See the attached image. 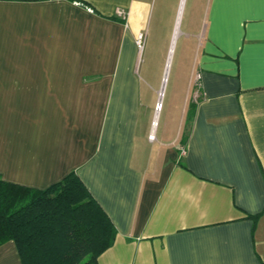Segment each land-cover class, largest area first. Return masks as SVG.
Listing matches in <instances>:
<instances>
[{
    "label": "crops",
    "instance_id": "obj_1",
    "mask_svg": "<svg viewBox=\"0 0 264 264\" xmlns=\"http://www.w3.org/2000/svg\"><path fill=\"white\" fill-rule=\"evenodd\" d=\"M182 7L203 24L169 134ZM72 171L115 229L98 264H264V0H0V179Z\"/></svg>",
    "mask_w": 264,
    "mask_h": 264
},
{
    "label": "trees",
    "instance_id": "obj_2",
    "mask_svg": "<svg viewBox=\"0 0 264 264\" xmlns=\"http://www.w3.org/2000/svg\"><path fill=\"white\" fill-rule=\"evenodd\" d=\"M114 235L73 171L44 189L0 179V245L12 240L21 264H98Z\"/></svg>",
    "mask_w": 264,
    "mask_h": 264
},
{
    "label": "rangeland",
    "instance_id": "obj_3",
    "mask_svg": "<svg viewBox=\"0 0 264 264\" xmlns=\"http://www.w3.org/2000/svg\"><path fill=\"white\" fill-rule=\"evenodd\" d=\"M187 5V3H186ZM188 10L187 8L181 9L180 12V24L181 33L175 43L171 52V66L174 69L173 74L170 75L168 81V89L164 95V107L160 112V117L155 127L158 132L165 130L166 133L171 134L179 122V114L182 113V102L179 96V84L181 82V76L177 75L178 70L184 69L188 64L190 65L195 59V54L198 48V39L196 35L185 34L186 32L196 33L202 30L203 20H199L198 15L196 16L195 23L193 26H188ZM201 23V27H197V24ZM196 25V26H195ZM198 28H200L198 30ZM170 66V65H169ZM177 72V73H176ZM157 101L154 106L156 110ZM185 120V119H184Z\"/></svg>",
    "mask_w": 264,
    "mask_h": 264
},
{
    "label": "built area",
    "instance_id": "obj_4",
    "mask_svg": "<svg viewBox=\"0 0 264 264\" xmlns=\"http://www.w3.org/2000/svg\"><path fill=\"white\" fill-rule=\"evenodd\" d=\"M126 14L127 13L122 8H116L115 9V15L120 17V18H123V19L126 18ZM136 44H137L138 49H140L142 47V35L141 34L138 35L137 40H136ZM199 78H200L199 73H196L195 80L197 81V83L199 81ZM159 108H160V106L158 107V109ZM181 152L183 153L184 149H182Z\"/></svg>",
    "mask_w": 264,
    "mask_h": 264
},
{
    "label": "bare ground",
    "instance_id": "obj_5",
    "mask_svg": "<svg viewBox=\"0 0 264 264\" xmlns=\"http://www.w3.org/2000/svg\"><path fill=\"white\" fill-rule=\"evenodd\" d=\"M179 33V29H178V25H176V28H175V34H178ZM175 37V36H174ZM174 41V40H173ZM172 49H173V44L171 45V47H170V54H169V58H168V60H167V67H166V74H167V71H168V67H169V64H170V60H171V52H172ZM165 77H166V75H165ZM161 93L162 92H160V96H161ZM160 105V104H159ZM159 105L157 104V106H156V110H159L158 109V107H159ZM150 138H153V135L152 134H150Z\"/></svg>",
    "mask_w": 264,
    "mask_h": 264
},
{
    "label": "water",
    "instance_id": "obj_6",
    "mask_svg": "<svg viewBox=\"0 0 264 264\" xmlns=\"http://www.w3.org/2000/svg\"><path fill=\"white\" fill-rule=\"evenodd\" d=\"M159 106H161V105H159Z\"/></svg>",
    "mask_w": 264,
    "mask_h": 264
}]
</instances>
